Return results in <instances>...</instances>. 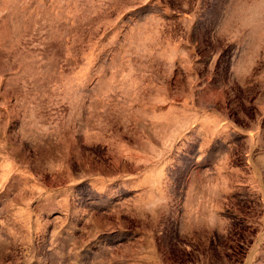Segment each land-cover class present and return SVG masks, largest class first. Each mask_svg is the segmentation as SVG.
Returning a JSON list of instances; mask_svg holds the SVG:
<instances>
[{
    "label": "rangeland",
    "instance_id": "rangeland-1",
    "mask_svg": "<svg viewBox=\"0 0 264 264\" xmlns=\"http://www.w3.org/2000/svg\"><path fill=\"white\" fill-rule=\"evenodd\" d=\"M0 264H264V0H0Z\"/></svg>",
    "mask_w": 264,
    "mask_h": 264
}]
</instances>
